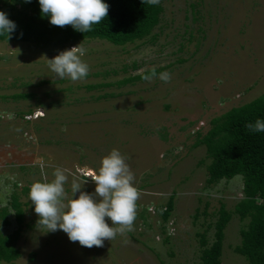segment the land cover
<instances>
[{"label": "rangeland", "instance_id": "obj_1", "mask_svg": "<svg viewBox=\"0 0 264 264\" xmlns=\"http://www.w3.org/2000/svg\"><path fill=\"white\" fill-rule=\"evenodd\" d=\"M160 4L158 25L123 45L96 38L47 46L0 41V127L15 124L21 135L27 132L25 141L37 146L17 154L13 164L36 168V174L39 164L32 158L37 154L46 156L49 166L59 159L57 165L69 173L80 176L79 168L91 175L115 148L134 173L139 191L134 230L105 240L102 247H83L61 230L38 228L26 185L30 170L12 180L15 154L0 152V237L10 235V247L17 252L0 264H202L203 248L215 240L221 205L230 214L221 264H249L235 251L250 221L238 212L246 198L244 177L208 182L212 158L203 143H195L214 118L264 93V0ZM0 11L9 12L3 0ZM80 43L88 76L75 82L57 78L47 59ZM153 68L157 78L150 82L119 83ZM162 72L171 74L170 82L158 78ZM18 93L26 96L14 97ZM32 110L43 117L31 123L13 116ZM8 139L0 135V143ZM45 173V180L39 175L33 181L54 179ZM87 185L74 198L80 191L95 192V185ZM64 188L71 198V185ZM13 198L23 211L20 223ZM169 198L172 207L166 213ZM106 222L111 226L110 219Z\"/></svg>", "mask_w": 264, "mask_h": 264}, {"label": "trees", "instance_id": "obj_2", "mask_svg": "<svg viewBox=\"0 0 264 264\" xmlns=\"http://www.w3.org/2000/svg\"><path fill=\"white\" fill-rule=\"evenodd\" d=\"M104 2L109 5L107 18L99 24H94L91 31L84 33L74 30L70 25L65 27L51 25L49 17L41 13L39 0L31 2L3 0L9 9L6 15L15 22L16 29L8 39L6 35H0V40L47 46L96 38L115 45H123L148 35L158 25L163 11L160 3L148 5L143 4L142 0ZM18 3L21 5L18 14L15 15L13 10ZM27 8L30 13L27 12ZM150 74L151 70H147L119 83L141 80L144 75ZM25 96L26 94H16V97ZM257 119L264 120V93L247 103L231 107L214 118L212 127L195 143V145L203 143L207 154L212 158L207 166L208 182L230 179L239 174L244 177L243 190L246 198L238 204V212L241 217L248 215L250 221L247 229L241 231V243L236 246L235 251L245 256L249 264H264V132H250L245 127L247 123H255ZM258 199L262 201L261 205H257ZM13 206L16 220L20 223L23 211L16 198H13ZM171 207L172 199L169 198L165 212L167 213ZM229 218V212L221 205L215 224V240L203 248L200 257L202 264H221L223 229ZM18 233L16 232L17 236ZM11 241L10 235L0 237V260L12 253L17 254L10 247Z\"/></svg>", "mask_w": 264, "mask_h": 264}, {"label": "clouds", "instance_id": "obj_3", "mask_svg": "<svg viewBox=\"0 0 264 264\" xmlns=\"http://www.w3.org/2000/svg\"><path fill=\"white\" fill-rule=\"evenodd\" d=\"M142 3L157 5L160 0H142ZM39 6L41 13L49 17L51 25H70L84 33L107 18L109 9L104 0H39ZM15 29V22L0 11V35H6L8 39ZM85 52L80 43L47 59V66L59 79L73 82L83 80L90 71L89 65L82 59ZM154 78H157L155 68L150 75L143 76L149 82ZM158 78L168 83L171 74L162 72ZM245 127L250 132H264V120L257 119ZM69 174L67 169L57 167L53 180L34 182L30 186L28 196L38 216L39 229H43V232L61 230L71 242L88 248L102 247L105 240L112 241L117 235L123 236L134 230L139 191L134 185V173L119 150L114 148L103 156L98 170L89 176L95 183L93 194L80 191L79 196L74 198L83 184L77 182L73 175L72 197L68 198L64 185L68 182ZM106 218L110 219L111 226Z\"/></svg>", "mask_w": 264, "mask_h": 264}, {"label": "crops", "instance_id": "obj_4", "mask_svg": "<svg viewBox=\"0 0 264 264\" xmlns=\"http://www.w3.org/2000/svg\"><path fill=\"white\" fill-rule=\"evenodd\" d=\"M18 94H20V93H18ZM14 97H16V94H14ZM33 111H35V110H32L30 112L28 111L26 113L25 112H22V113H20V112H13V116H15L16 118L17 117H20L21 119H24V116L25 115L31 114V112H33ZM42 117L43 116H41L39 119H41ZM29 122L33 123L34 120L29 121ZM5 130H6V132H5ZM1 134H4V136L7 139L9 137L12 138L10 140L8 139L9 141L5 145L3 143H0V152H2V151H4V152L8 151L9 154H15V156H13V160L10 161L12 163V164L10 163L11 166L12 165H15L13 163H14V160L15 159H18V155L17 154H19L20 152H24L25 153V152H27V150H29V151L32 152L34 150V148L37 147L36 145H32L30 142H26L25 141V138L27 136V132H24V134L21 135L20 134V130H17V127H15V124H11L7 128L0 127V135ZM46 158L47 157L44 156V155L42 156V155H37V154L32 158V160H34V162L37 161V162H35V165L39 164L38 165V168H37V171H36V174H32V171L36 170V168H31V167L29 168L28 166H26L27 168H23L22 166H25L24 164H22L20 166L15 165L14 173H12V177H10V178H12V180L17 181L18 176H23L24 175L23 177H26L25 176L26 175V171L27 170H30V175H28L29 178L26 179V183H27L26 185L31 186L34 182H36V181H33V177L35 178V177H38L39 175L43 176L44 177L43 179L45 180L46 179L45 176H48V174L46 175L45 170H47V172H51L52 174H49L51 176V175H53V172H54V169L55 168H57V167L60 168L61 167V166L57 165L58 162L61 163V160H59L58 158H57L58 161H55L54 160L56 164L53 163V165L51 164L50 166H49ZM42 159H43V164L41 166V164H40L41 162L40 161ZM18 164H21V163H18ZM16 167H17V169H16ZM18 168H23V169H20L19 170ZM61 168L63 169V167H61ZM82 168H84V167H82ZM31 169H33V170H31ZM85 170H87V169H85ZM89 170L92 171V169H89ZM73 175L74 174H72V173H70L68 175V182L64 185V187H67L68 188L72 184ZM74 176L77 178V182L81 183V185L83 184L82 186L84 187V190H85L86 187H89L87 184H89V185H95V183L89 177H86L85 178V177H83L81 175L80 176L74 175ZM91 188H94V187H91ZM88 193H90V191Z\"/></svg>", "mask_w": 264, "mask_h": 264}, {"label": "built area", "instance_id": "obj_5", "mask_svg": "<svg viewBox=\"0 0 264 264\" xmlns=\"http://www.w3.org/2000/svg\"><path fill=\"white\" fill-rule=\"evenodd\" d=\"M37 112H39V111H33V112H31V114H27L24 117H27L30 120H32V119H36L37 120L38 118H40L41 116H43V115H41V113L37 114ZM76 170L78 171V173L81 176H83L85 178L86 177H89L88 176V171H83V170H80L79 168H77ZM91 173H92V171H91Z\"/></svg>", "mask_w": 264, "mask_h": 264}, {"label": "bare ground", "instance_id": "obj_6", "mask_svg": "<svg viewBox=\"0 0 264 264\" xmlns=\"http://www.w3.org/2000/svg\"><path fill=\"white\" fill-rule=\"evenodd\" d=\"M88 176H90V174L88 173Z\"/></svg>", "mask_w": 264, "mask_h": 264}]
</instances>
